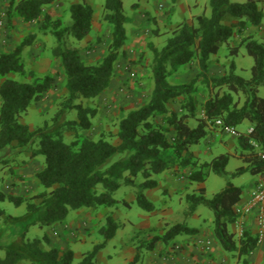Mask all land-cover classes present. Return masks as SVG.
<instances>
[{"label":"trees","instance_id":"obj_1","mask_svg":"<svg viewBox=\"0 0 264 264\" xmlns=\"http://www.w3.org/2000/svg\"><path fill=\"white\" fill-rule=\"evenodd\" d=\"M54 1L20 0L16 10L25 22L30 23L38 20L44 7ZM209 8V15L201 14L193 24L181 25L163 48L153 50L151 97L146 104L130 110L121 119L116 145L103 137L91 139L79 135V131L91 129L97 111L77 102L98 98L112 83L115 63L128 39L126 24L129 19L124 13L123 0H105L104 21L111 27V41L107 53L98 63L86 64L78 51L68 49L64 44L65 32L78 41L91 34L94 17L91 5L80 2L70 6L72 25L66 31L59 30L55 23L57 47L54 54L66 77L68 99L51 124L31 130L20 122V116L33 103L43 100L54 87L55 77L47 75L31 83L8 77L25 75L21 52L32 44L34 36L25 39L14 51L0 53V153L13 145L19 150L26 149L38 141L39 147L32 151L30 158H43V166L35 176L45 189L28 198L24 215L6 216V221L22 227V231L17 240L0 245V250L4 251L0 264H75L71 249L61 250L55 246L43 249V239H27L29 228L60 225L70 210L113 208L120 203L130 208L132 205L128 201L113 197V193L123 186L134 188L137 206L151 212L154 205L148 200L146 191L158 186L157 178L161 174L171 171L179 174L191 168L188 181L199 185L205 184L211 173L224 176L230 161L228 155L200 162L191 151L206 137L215 120H222L234 128L244 122L252 126L250 132L237 136L239 145L247 152L244 157L247 167L239 168L237 173L250 172L253 176L264 173V159L258 154V150L264 148V98L258 96L259 90L264 88V41H256L250 36L242 41L247 54L254 60L249 79L235 74L234 63L223 76L209 77L210 62L219 54L222 45L228 43L235 32L242 34L248 26L260 27L262 11L258 0H209ZM44 21L50 22L51 18L46 15ZM193 62L200 68L195 80L179 85L169 81L168 65L175 69ZM199 81L211 91L204 106L207 119L197 115V101L193 97ZM178 98H184L181 112L169 108V103ZM72 111L77 112V120L68 119ZM192 120L196 121L194 127L190 125ZM66 131L76 134L71 143L65 142ZM205 193V187H198L186 195L189 213L192 215L201 205L211 209L213 234L218 244L226 252L237 253L242 264H250L248 258L258 249L259 236L245 230L238 239L230 230V226L240 219L237 207L243 189L229 182L212 199H207ZM5 200L20 206L25 199L0 190V202ZM117 230L116 221L107 216L106 225L99 231L103 242L78 264H94L96 255L115 237ZM197 233V229L177 223L164 234L154 236L145 248L153 251L158 243L169 245L180 235ZM44 241L50 242L47 235ZM139 256L137 252L128 264H137Z\"/></svg>","mask_w":264,"mask_h":264},{"label":"rangeland","instance_id":"obj_2","mask_svg":"<svg viewBox=\"0 0 264 264\" xmlns=\"http://www.w3.org/2000/svg\"><path fill=\"white\" fill-rule=\"evenodd\" d=\"M19 2L20 0H0V21L4 23L0 27V53L14 51L31 35L34 39L32 44L24 47L21 52L25 75L11 74L8 77L28 83L47 75L55 77L56 80L54 87L44 95L43 100L33 103L28 111L20 116L21 123L28 125L31 130H36L46 123L51 124L57 111L68 99L66 77L59 59L54 54L57 47L55 23H58L59 30L66 31L72 25V4L85 2L93 7V28L89 36L78 41L69 32L64 35L65 46L78 51L86 64L98 63L105 56L111 41V27L104 21L105 0H55L44 7L38 20L30 23L25 22L17 13ZM123 3L124 13L129 19L126 25L128 39L115 63L112 83L98 98L81 99L77 102L97 111L96 116L92 118L91 129L87 132L79 131V135L91 139L103 137L115 145L119 143L117 135L121 119L130 110L146 104L151 97L153 50L163 48L167 39L181 25L193 24L197 16L210 14L209 0H123ZM258 6L263 15L261 26H248L242 34L235 32L234 37L222 45L219 54L212 58L209 77H221L228 73L231 63L235 65V74L245 79L251 77L254 60L247 54L242 41L249 36L256 41H264V0H258ZM46 15L51 18L50 22L44 21ZM234 49H237V52H234ZM168 71L169 81L179 85L195 80L200 68L197 62H193L189 66L175 69L168 65ZM196 87L193 97L197 101V115L207 119L204 106L209 99L210 87L201 81ZM258 96L264 98V88L259 90ZM183 100L184 98L172 100L169 108L181 112ZM68 119L77 120V112H70ZM190 125L196 126V121H190ZM248 125V122L243 123L237 127V131L246 133ZM75 138V132H64L66 143H71ZM38 147L36 141L32 147L19 150L13 145L0 153V190L25 199L20 206H15L8 200L0 202V245L17 240L22 231V227L6 221V216L24 215L28 198L45 191L35 176L43 166V158L37 157L30 164V155ZM191 151L200 162H210L220 155L230 157L224 176L214 173L208 176L204 184L207 199H212L229 182L244 188L246 192L255 179L250 172L237 173L239 168L247 167L244 160L247 152L239 145L238 138L227 135L212 125L209 126L206 137L198 145H194ZM190 171L191 168L179 174L166 172L157 178L158 186L146 191L148 200L154 205L151 212L137 206L134 188L123 186L113 193V197L128 201L132 205L130 208L120 203L113 208L70 210L60 225L29 228L27 239H43V249L53 246L61 250L72 249L76 252L75 264H78L96 245L103 242L99 231L106 225V217L110 215L116 221L118 230L105 249L99 251L101 256L99 254L97 259L95 258L94 264H128L132 261L133 250L140 255L137 264L154 263L161 253L162 244H156L153 251L145 248L154 236L164 234L169 227L177 223H185L195 228L213 226L214 215L208 207L199 206L193 216L189 213L186 195L200 187L199 184H191L188 181ZM101 191L103 189L100 187L99 192ZM34 202L39 203V200ZM235 233L239 239L240 232ZM46 235L50 239L48 243L44 241ZM222 251L229 255L230 264H242L237 253H229L223 249ZM3 256L4 251L0 250V257Z\"/></svg>","mask_w":264,"mask_h":264},{"label":"crops","instance_id":"obj_3","mask_svg":"<svg viewBox=\"0 0 264 264\" xmlns=\"http://www.w3.org/2000/svg\"><path fill=\"white\" fill-rule=\"evenodd\" d=\"M251 128L252 126L249 124L246 133L249 132ZM235 129L237 130V127ZM32 163L33 159L30 164ZM254 177L255 179L248 186L246 192L244 188L241 187L243 189V195L238 207L246 205L253 195L257 182V176ZM200 187H204V184H201ZM242 224L244 230H249L254 235L262 236V241L259 243L258 249L248 258L250 264H261L264 259V227L260 225V222L255 215H251L245 218H240L235 224L230 226V230L232 232L240 231ZM191 228L197 229L198 233L196 235H180L173 241V243H170L169 245L162 244L160 247L161 253L157 257V261L154 263L148 262V264H230L229 255L222 251L214 237L213 226L207 228L202 226L201 228ZM104 249H102V251ZM99 254L101 256V252L96 255V259ZM135 254L136 251L133 250L131 254L132 259ZM74 255L76 256V252H74Z\"/></svg>","mask_w":264,"mask_h":264},{"label":"built area","instance_id":"obj_4","mask_svg":"<svg viewBox=\"0 0 264 264\" xmlns=\"http://www.w3.org/2000/svg\"><path fill=\"white\" fill-rule=\"evenodd\" d=\"M3 21H0V27L3 26ZM213 127L222 130L224 133L233 136H239V132L231 126L225 125L222 120H215L211 122ZM251 131V130H250ZM249 131V132H250ZM256 148L258 146L253 144ZM258 154L260 157L264 159V148L258 150ZM237 212L240 215V218H245L251 215H255V217L259 220L260 225L264 227V173L257 176L256 188L251 196L250 200L246 205L237 207ZM243 224L241 226L240 235L242 236L244 232ZM262 241V236H259V243Z\"/></svg>","mask_w":264,"mask_h":264}]
</instances>
